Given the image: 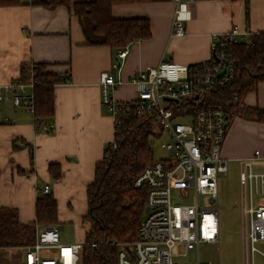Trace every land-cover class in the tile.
Masks as SVG:
<instances>
[{
  "label": "crops",
  "instance_id": "obj_1",
  "mask_svg": "<svg viewBox=\"0 0 264 264\" xmlns=\"http://www.w3.org/2000/svg\"><path fill=\"white\" fill-rule=\"evenodd\" d=\"M189 8L185 33L176 36L171 33L172 1L113 4L114 18H147L151 30L149 38L128 44L126 56L117 60L118 49L85 43L77 15L66 5L46 8L20 0L18 5L0 6V85L19 80L21 68L30 69L34 63H44L65 78L53 86V116L42 119L50 131L36 129L26 108L0 102L1 209L15 210L21 224H35L36 199L47 184L57 203L55 224L80 225L95 164L114 139L112 118L101 103V71L121 80L111 95L128 101L136 94L132 79L145 66L161 60L187 66L205 62L211 57V34L234 23L264 31V0H194ZM258 85L245 95L243 104L264 108ZM258 147L264 149V122L234 117L221 149L223 159L246 160L253 167ZM49 165L58 167V178L50 174ZM61 240L66 242L62 235ZM3 254L9 264L5 249Z\"/></svg>",
  "mask_w": 264,
  "mask_h": 264
},
{
  "label": "built area",
  "instance_id": "obj_2",
  "mask_svg": "<svg viewBox=\"0 0 264 264\" xmlns=\"http://www.w3.org/2000/svg\"><path fill=\"white\" fill-rule=\"evenodd\" d=\"M170 1L174 3L171 33L182 36L194 0ZM261 34L264 31L234 23L226 31L211 34V57L205 62L187 66L161 60L145 66L132 79L136 94L128 101H118L111 95L121 80L110 71L100 72L101 103L112 118L114 136L124 118L146 115L155 126L152 136L164 134L166 138L161 148L167 156L153 159L134 180V187L146 188L144 211L135 240L111 242L116 246V264H211L201 261L199 246L218 241V175L227 169L221 149L236 115L221 106L203 103L204 96L228 84L233 76L231 61L216 56L214 51H224L232 44L252 46ZM127 52V46L119 49L117 60ZM33 86L32 77L0 85V102L10 101L33 114ZM33 124L36 129L50 131L34 115ZM115 147L113 139L111 149ZM254 156L264 158L259 150ZM240 179L243 264H248L247 253L259 252L256 243L264 240V201L256 202L253 192L257 187L264 192V171L256 172L249 161L242 160ZM39 192L48 194L49 186L43 185ZM83 246L84 242L62 241L55 224L36 223L34 241L22 248L17 264H80ZM3 255L0 248V264H5Z\"/></svg>",
  "mask_w": 264,
  "mask_h": 264
},
{
  "label": "trees",
  "instance_id": "obj_3",
  "mask_svg": "<svg viewBox=\"0 0 264 264\" xmlns=\"http://www.w3.org/2000/svg\"><path fill=\"white\" fill-rule=\"evenodd\" d=\"M154 0H30L31 4L53 8L63 4L77 15L85 43L108 45L121 49L133 41L151 36L147 18H114L113 4L144 3ZM20 0H0V6L18 5ZM245 12L247 6L244 5ZM117 50V51H118ZM216 56H226L231 61L233 76L222 87L210 90L204 96L205 104L221 106L228 113L246 119L264 122V108L243 104L245 95L260 81L264 82V34L254 40L252 46L232 44L224 51H214ZM34 81L33 115L42 122L53 116L54 89L65 78L47 69L44 63H34L30 69L21 68L20 81ZM235 95V96H234ZM153 121L146 115H131L124 118L118 135L114 136L116 147L109 144L101 161L95 164L94 178L87 185V212L84 218L89 223L84 233L80 264H116L118 243L136 239L141 220L146 188L134 187L136 176L152 162ZM54 178L59 177L58 167L49 165ZM57 203L50 194H40L35 204V224H55ZM35 224H21L17 212L0 208V248L28 246L34 241ZM93 244V245H92Z\"/></svg>",
  "mask_w": 264,
  "mask_h": 264
},
{
  "label": "rangeland",
  "instance_id": "obj_4",
  "mask_svg": "<svg viewBox=\"0 0 264 264\" xmlns=\"http://www.w3.org/2000/svg\"><path fill=\"white\" fill-rule=\"evenodd\" d=\"M264 83L258 82V97L264 95ZM153 159L166 157L165 151L161 148L165 135L152 136ZM261 155L264 149L257 148ZM253 170L260 172L264 170V158L255 157L252 159ZM226 171L218 175V195L215 201L217 215L219 219V235L216 243H201L199 246L200 259L204 263L211 264H243L242 245V189L240 179V163L237 161H226ZM256 202L264 201V192L259 187L253 190ZM246 196L249 200V190L246 184ZM187 198L184 201L188 202ZM85 213L80 214V225L71 223L55 224L61 231L62 238L66 242L84 241V233L89 228V223L84 218ZM75 226V227H74ZM24 246L6 248L5 252L9 256V264H17L22 255ZM258 253L251 255L247 253L248 264H264V240L256 243Z\"/></svg>",
  "mask_w": 264,
  "mask_h": 264
},
{
  "label": "water",
  "instance_id": "obj_5",
  "mask_svg": "<svg viewBox=\"0 0 264 264\" xmlns=\"http://www.w3.org/2000/svg\"><path fill=\"white\" fill-rule=\"evenodd\" d=\"M117 66H119V61H118V63H117ZM223 72H224V70H222V71L220 72V75H222ZM195 98H197V96H195Z\"/></svg>",
  "mask_w": 264,
  "mask_h": 264
}]
</instances>
